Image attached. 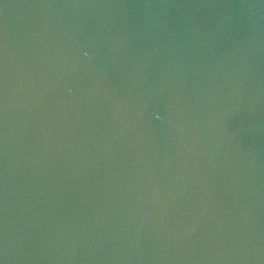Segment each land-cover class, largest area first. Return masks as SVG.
<instances>
[{"label":"water","instance_id":"95a60500","mask_svg":"<svg viewBox=\"0 0 264 264\" xmlns=\"http://www.w3.org/2000/svg\"><path fill=\"white\" fill-rule=\"evenodd\" d=\"M0 264H264V0H0Z\"/></svg>","mask_w":264,"mask_h":264}]
</instances>
